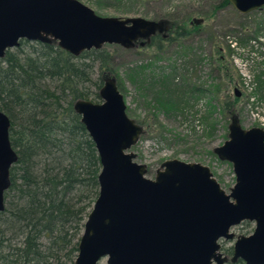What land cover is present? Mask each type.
Instances as JSON below:
<instances>
[{
    "label": "water",
    "instance_id": "obj_1",
    "mask_svg": "<svg viewBox=\"0 0 264 264\" xmlns=\"http://www.w3.org/2000/svg\"><path fill=\"white\" fill-rule=\"evenodd\" d=\"M228 1L242 14L264 6V0ZM170 28L166 19L103 17L79 0H0V58L22 39L55 41L77 56L104 44L142 46ZM234 92L241 95L238 87ZM99 96L101 102L73 104L101 166L74 264H264V128H243L231 116L228 139L213 148L232 165L235 183L227 193L198 162L166 159L147 177V165L130 150L143 127L128 116L114 76L104 79ZM9 128L0 109V212L17 161ZM244 221L254 223L253 231L235 234L231 228ZM222 239L233 240L230 256L221 251Z\"/></svg>",
    "mask_w": 264,
    "mask_h": 264
},
{
    "label": "trees",
    "instance_id": "obj_2",
    "mask_svg": "<svg viewBox=\"0 0 264 264\" xmlns=\"http://www.w3.org/2000/svg\"><path fill=\"white\" fill-rule=\"evenodd\" d=\"M97 1L102 6L122 3ZM227 4L228 0L222 1V6ZM164 19L172 24L167 36H152L147 47L161 51L179 44L186 49L183 43L203 30L195 24L186 28L187 20L170 14ZM232 31L239 43L250 38ZM205 33L213 45L208 60L219 82L216 89L219 92L222 84L227 85L223 90L241 88L239 74L232 69L229 44L222 46L212 32ZM110 61L111 55L103 46L74 56L55 41L26 39L0 58V109L9 117V138L17 153L0 212V264H74L84 222L98 195L101 166L94 142L73 104L79 98L100 99L104 79L114 76ZM96 67L100 71L93 79ZM168 77L162 75L161 81ZM257 78L263 86L264 81ZM116 83L121 90L119 78ZM187 89L198 96L205 91L196 85ZM184 94L185 90L182 97ZM242 98L243 93L236 96L229 89L218 98L219 111L227 121L238 115L236 105ZM171 101L169 98L167 104ZM222 250L232 254V246ZM225 264L245 263L239 259Z\"/></svg>",
    "mask_w": 264,
    "mask_h": 264
},
{
    "label": "rangeland",
    "instance_id": "obj_3",
    "mask_svg": "<svg viewBox=\"0 0 264 264\" xmlns=\"http://www.w3.org/2000/svg\"><path fill=\"white\" fill-rule=\"evenodd\" d=\"M79 1L103 17L141 16L157 20L170 14L186 21V16H189L186 28L194 24L193 18L202 19L195 24L201 25V34L191 35L183 43L186 49L179 44H171L157 51L147 47V43L129 49L119 44H104L103 47L111 55L110 67L114 77L116 80L119 78L122 84L120 91L128 116L143 127L137 143L130 150L135 153L137 163L147 165V177H153L155 169L166 159L198 162L208 166L213 177L229 193L235 183L232 165L218 159L213 148L228 139L229 119L227 121L219 111L218 98L234 88L223 90L227 85L222 84L219 92L216 89L215 84L219 82L208 60L213 45L205 31L212 32L225 47L227 38L235 36L230 33L232 30L250 38L258 37L261 32L259 23L264 21V7L242 14L232 4L222 6L223 0H122L121 4L110 6H102L97 0ZM143 64L147 67L140 70L138 67ZM233 67L236 68L234 64ZM99 71L96 67L93 79L97 78ZM256 74L264 80L263 69L256 68ZM162 75L169 77L161 81ZM192 85L202 86L205 91L199 96L195 92L193 94L187 89ZM183 90L185 94L182 97ZM169 98L173 100L170 105L167 104ZM87 100L102 101L93 97ZM244 105L245 98L236 105L241 126H257L247 117ZM253 228V222L244 221L231 230L235 234L247 235ZM220 244L223 252L222 248L232 246L233 240L222 239ZM104 263L105 259L100 262Z\"/></svg>",
    "mask_w": 264,
    "mask_h": 264
},
{
    "label": "built area",
    "instance_id": "obj_4",
    "mask_svg": "<svg viewBox=\"0 0 264 264\" xmlns=\"http://www.w3.org/2000/svg\"><path fill=\"white\" fill-rule=\"evenodd\" d=\"M261 26V36L249 38L243 44L232 36L226 42L232 49L231 60L240 76L246 115L251 122L264 128V83L259 86L256 74V68L264 70V21Z\"/></svg>",
    "mask_w": 264,
    "mask_h": 264
}]
</instances>
